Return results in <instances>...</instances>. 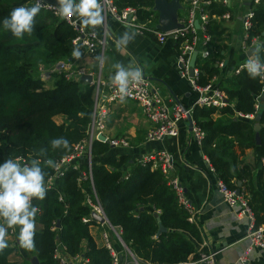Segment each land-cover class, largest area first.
I'll list each match as a JSON object with an SVG mask.
<instances>
[{"label":"trees","instance_id":"1","mask_svg":"<svg viewBox=\"0 0 264 264\" xmlns=\"http://www.w3.org/2000/svg\"><path fill=\"white\" fill-rule=\"evenodd\" d=\"M113 3L118 11L135 9L141 22L151 19L153 25L157 24L158 15L152 11L154 0H114ZM19 6L30 7L32 2L0 0V163L8 158H23L30 163L41 158L38 156L41 148L48 149L46 158L58 161L85 138L91 122L93 87L82 81L66 80L64 73L54 71L58 63L75 60L72 41L77 34L65 21L40 11L31 36L26 34L17 39L3 29V20ZM205 10L210 17L231 11L213 0ZM253 10L250 38L258 37L264 42V2ZM205 30L211 41L209 55L196 60L200 86L219 76L218 64L223 60L221 51L225 48L219 22L209 20ZM261 56L264 59V53ZM39 67L50 75L42 78ZM217 86L227 96L229 105L221 110L195 107L192 113L195 125L205 135L201 151L218 180L229 190L250 196L248 205L258 226L263 223L264 198L251 183L249 166L238 167L244 151L257 147L255 121L245 118L248 116H259L257 148L264 162V104L260 103L264 80L250 79L246 70H242L231 78L219 79ZM215 115L223 118L215 120ZM58 116L63 118L61 124L54 121ZM59 137L69 141L68 149H51L50 141ZM109 151L107 144L93 143L91 180L82 178L83 174L88 176V170L81 161L78 170L66 168L60 176H55L53 169H44L48 191L43 201L33 200L40 209L36 217L39 228L35 249L29 252L39 264H59L53 258L59 245L69 259L81 256L86 264H111L109 251L104 246L98 247L89 233L96 223L82 222L91 214L85 200L90 198L95 202V196L110 226L118 229L123 244L144 264H177L191 255L197 259L199 230L188 221L189 214L178 203L161 171L132 164L127 173L125 167L130 158L106 156ZM51 177L53 183L47 186ZM238 181L246 182L243 190L237 187ZM158 220L166 232L157 237ZM14 253V249H5L0 254V264H24L10 260Z\"/></svg>","mask_w":264,"mask_h":264},{"label":"crops","instance_id":"2","mask_svg":"<svg viewBox=\"0 0 264 264\" xmlns=\"http://www.w3.org/2000/svg\"><path fill=\"white\" fill-rule=\"evenodd\" d=\"M44 1L55 6L57 4V0ZM181 2L182 9L179 16H182L181 14L186 12L189 7L188 2L184 0ZM250 3L251 0H230L228 4V8L231 10L228 14L229 18L219 22L223 29L221 43L225 48L221 51L224 67L219 69L220 74L216 77V84L219 79L231 78V73L246 61L244 53L240 50V44L243 35L242 20L250 8ZM103 16L104 21L101 26L86 28L88 31H94L100 38H104L106 44L101 71L102 80L110 82V76L115 73L113 68L115 63L139 66L143 69V76L159 89L166 105L176 104L184 109L194 108L196 95L191 91L187 81L180 77L176 63V44L169 40L159 44L154 36L136 35L135 40L129 43L126 48L117 50L116 40L130 29L108 14H103ZM73 69L94 71L96 70V58L81 55L80 59L73 61ZM260 103L264 104L263 96ZM58 117H55L54 120ZM213 118L216 120L223 117L215 115ZM105 126L104 137L124 138L130 145V148L127 149H111L106 155L128 156L130 161L125 167L127 173L130 171V166L146 154L166 152L171 156L173 167L171 176L179 180L185 197L193 209L194 224L200 233L201 243L196 244V253L214 254L216 264H239V259L249 248V241L246 239L248 221L246 218L238 217L237 210L229 208L223 202L218 192L217 177L210 172L206 156L192 138L188 120L178 123L176 137L163 138L160 141H146L150 125L141 110L132 102H119L111 106ZM257 147L244 151L240 156L241 164L238 168L244 164L249 166L251 183L264 198V163ZM237 153L239 154L238 151ZM245 184V181H238L237 187L243 190ZM237 192L241 194L239 190ZM246 198L249 200L250 196ZM260 226L264 228V217L263 223L258 227ZM38 228L36 226V230ZM100 228L98 225L89 228V233L98 247L103 246V240L98 242L95 234L100 233ZM17 235L18 229L9 230L8 248L16 251L11 255L10 260L32 264L35 259L34 255L19 247ZM111 235L114 238L113 246L120 254L121 264L128 263L123 254L121 243L115 234ZM60 248L62 249L61 246ZM59 254L65 255L64 250H59ZM247 258L248 264H264V252L257 248L251 250ZM77 263L78 260L74 264Z\"/></svg>","mask_w":264,"mask_h":264},{"label":"built area","instance_id":"3","mask_svg":"<svg viewBox=\"0 0 264 264\" xmlns=\"http://www.w3.org/2000/svg\"><path fill=\"white\" fill-rule=\"evenodd\" d=\"M114 0H102L104 6L103 14L110 15L117 22L124 24L130 30L135 31L137 35H151L156 37L159 44H163L166 41H172L177 46V58L176 63L179 70L180 77L187 81L191 91L196 95L195 107L198 108H215L221 110L229 105L228 98L223 91H221L215 83L216 77H214L206 86H200L198 84L200 77V70L195 65L190 67V60L193 54H196V60L198 57L206 58L209 55V44L211 36L206 33L205 25L209 20L220 22L229 18L228 14H224L220 17L209 16L206 7H208L212 0H191L188 2L189 7L186 10V14L179 16L178 23L181 25L179 29L171 30L165 33L157 30L156 25L152 24L151 19L141 22L136 14V10L133 8H126L118 11L114 6ZM214 2L228 6L230 0H213ZM32 5L35 0H31ZM44 6L41 8L42 12H46L60 19L54 12L53 4H49L42 0ZM264 2V0H251L250 8L244 14L242 20V42L240 44V50L244 53L246 60L249 56L247 53L253 49L254 42L260 41L258 37L250 38V32L253 28L254 6H258ZM74 19V18H73ZM61 20V19H60ZM65 21L76 32V37L72 41V47H79L81 55H89L96 58V70L87 71L84 69H73V63L60 62L58 63L54 71L64 73L66 80L84 81V78L90 77V85L93 87V108L91 114V122L87 128L85 138L72 147L71 153L56 161L58 169H53L55 176H60L63 170L66 168H72V170H78L80 161L87 165L88 176L83 174L84 180H91V158H92V146L95 141L103 136L106 130V121L109 118L111 106L119 103L118 95L115 93L114 87L110 82L102 80L101 71L103 68V59L106 51V44L104 38H100L94 31H88L86 28H82L77 22L73 25L67 20ZM198 23V26H196ZM264 37V34L262 35ZM244 64V63H243ZM239 65L231 74L232 76L238 75L240 71L244 70L242 65ZM57 66L59 68L57 69ZM224 67L223 61L218 64V68ZM42 78H46V71L42 67H39ZM264 80V79H261ZM125 102H132L142 112V115L150 125V129L146 135V141H160L163 138H174L177 135V125L181 121L191 120L190 134L196 143L201 147L204 139V132L195 125L192 119V109H183L181 106L165 104L161 97L159 89L155 87L147 78L143 76L142 82L130 89V94L126 98ZM233 106V105H232ZM255 109L259 107L256 105ZM241 117V116H240ZM246 119H253V116L245 117ZM104 143L113 149L130 148L127 140L124 138H106L104 137ZM21 163H27L26 159L17 158ZM207 165L212 174L215 175L214 168L210 165L207 159ZM264 163V162H263ZM135 164L140 166H150L151 170H160L167 181V185L174 191L178 203L189 214L188 221L194 224V212L188 203L184 190L178 179L171 176L173 171L171 156L166 152H154L141 156ZM80 180V179H79ZM53 183V177L47 181V186H51ZM218 192L222 197L223 202L231 209L237 210V216L246 218L248 221V230L246 239L249 241V248L239 259V264H248V254L254 248H257L264 252V228L255 225V216L248 205V200L241 194H237V191L229 190L226 185L217 179ZM95 202H92L90 198H86L85 204L91 208V214L88 218H83L82 222L85 224L88 221H94L96 225L100 227H107L110 233L115 234L118 241L121 243L126 260L132 262V264H144L138 258H136L128 248L123 244L120 239L118 229L113 228L105 218L101 207L99 206L96 197ZM61 201L62 199L59 198ZM159 214V212H157ZM92 215L102 219V223L95 220ZM195 225V224H194ZM103 240V246L109 251L112 263L121 264L120 254L115 250L113 244L109 241L107 232L101 234ZM64 250V248H62ZM57 245L53 258L59 264H74L78 260L77 264H86V261L78 256L73 259L67 258L65 255H60L59 250H62ZM198 258L195 259L193 255L189 256L185 261L177 264H216L214 254L197 253ZM128 262V261H127ZM131 264V263H126ZM147 264V263H146Z\"/></svg>","mask_w":264,"mask_h":264},{"label":"clouds","instance_id":"4","mask_svg":"<svg viewBox=\"0 0 264 264\" xmlns=\"http://www.w3.org/2000/svg\"><path fill=\"white\" fill-rule=\"evenodd\" d=\"M44 6L42 0H35L30 6L14 8L2 24L6 32L22 39L26 34L31 36L35 27L36 17ZM53 7L55 14L61 20H67L82 28H96L104 21V6L102 0H57ZM75 18V19H73ZM137 33L126 30L115 42L117 50L126 48L133 42ZM264 42H254V51L242 65L250 79H264ZM72 57L80 59L79 47H74ZM115 73L110 76L111 85L121 103L125 102L130 89L142 82L143 69L131 64L115 63ZM51 149H68L69 141L59 137L50 141ZM47 148H41L38 156L30 163H21L19 159L8 158L0 163V254L9 247V230L18 229L17 240L19 247L26 251L35 249L36 217L40 211L34 206L33 200L43 201L48 188L45 178V168L58 169V164L51 158H46ZM43 165V166H42Z\"/></svg>","mask_w":264,"mask_h":264},{"label":"water","instance_id":"5","mask_svg":"<svg viewBox=\"0 0 264 264\" xmlns=\"http://www.w3.org/2000/svg\"><path fill=\"white\" fill-rule=\"evenodd\" d=\"M182 0H154V6L152 8V11L157 13L158 18H157V25L156 28L157 30H159L162 33L171 31V30H175V29H179L181 27V25L178 23V18H179V12L182 9L181 6V2ZM185 2H191V0H184ZM196 26H198V23H196ZM254 50L251 49L248 53L247 56L252 55V52ZM196 62V54H193L190 60V67L192 68L195 65ZM59 68V66H57V69ZM50 75L49 72L46 73V76L48 77ZM84 81L87 84L91 83V78L88 76L86 78H84ZM263 97H264V89H263ZM184 109V108H183ZM255 121V125H254V131L256 132V136H255V142H256V146L260 145V141H259V136H258V131L260 129L259 125H258V121H259V116H256L254 118ZM188 123H189V128L191 127V120L188 118ZM104 137L101 136L99 138V141L103 142L104 141ZM237 194H239V192H237ZM92 217L97 220L98 222L102 223V219L96 217L95 215H92ZM166 232V229L163 228V226L160 224L159 220H158V232H157V237L161 234ZM32 264H39L37 259L35 258L34 261L32 262Z\"/></svg>","mask_w":264,"mask_h":264},{"label":"rangeland","instance_id":"6","mask_svg":"<svg viewBox=\"0 0 264 264\" xmlns=\"http://www.w3.org/2000/svg\"><path fill=\"white\" fill-rule=\"evenodd\" d=\"M185 14H186V12L182 13L181 15H185ZM54 121H55L57 124H61L62 121H63V119L60 118V117H58V118H56ZM95 142H101V141H99V139H98V141H95ZM102 143H104V141H103ZM104 144H106V143H104ZM109 147H110V146H109ZM111 149H113V148L110 147V150H111ZM100 229H101V230H99V231H100L101 234H102V232H107V233H108L109 241H110L111 244H113V243H114V241H113L114 238L112 237V235H111L109 229H108L107 227H101ZM100 233H99V234H100ZM95 234H96V239H97V241H98V242L101 241V240H102V239H101V236H99L98 233H95ZM128 262L132 264V262H131L130 260H128Z\"/></svg>","mask_w":264,"mask_h":264}]
</instances>
